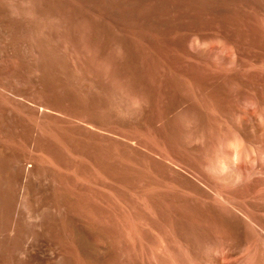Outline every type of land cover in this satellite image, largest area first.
<instances>
[{
  "label": "rangeland",
  "instance_id": "1",
  "mask_svg": "<svg viewBox=\"0 0 264 264\" xmlns=\"http://www.w3.org/2000/svg\"><path fill=\"white\" fill-rule=\"evenodd\" d=\"M35 1L1 0L42 24L43 46L0 36L17 62L0 86L29 135L8 146L18 166L58 195L63 256L87 264L77 226L92 264H264V47L250 46H264V21L186 29L156 0H64L102 24L87 34Z\"/></svg>",
  "mask_w": 264,
  "mask_h": 264
},
{
  "label": "bare ground",
  "instance_id": "2",
  "mask_svg": "<svg viewBox=\"0 0 264 264\" xmlns=\"http://www.w3.org/2000/svg\"><path fill=\"white\" fill-rule=\"evenodd\" d=\"M92 2L105 5L109 0ZM32 10L36 15H55L72 23L75 16L80 17L83 30L87 34L98 30L102 25L89 22L86 14L74 1L36 0ZM153 13L170 15L174 22L188 20L182 26L186 29L195 27L204 30L214 23L219 26L218 29H223L226 25L235 26L240 20L239 17L244 14L264 21V0H156ZM41 26L40 22L29 24L11 18L7 7L0 0V36L14 35L13 41H16L18 37L37 34L36 44L41 49ZM179 29L180 25L173 27L175 31ZM250 46L257 49L264 47L258 43ZM16 65L13 58L2 60L0 53V72L6 77L5 85L9 84L7 77ZM37 69H41V63H38ZM37 69L32 70L31 77L38 75ZM10 83L16 86L18 80L12 79ZM0 89V137L4 139L7 147L24 136L28 142L24 117L13 111V103L11 107L5 105L3 91H10L2 86ZM8 150V159L0 155V264H73L61 252L64 235L59 222L61 210L58 195L54 193L49 195V201L45 200L44 192L50 185H46L44 176H34L32 171L18 166L17 152L14 148L8 147ZM71 230L73 243L82 261L87 264L94 263L89 241L90 230L77 226H72Z\"/></svg>",
  "mask_w": 264,
  "mask_h": 264
}]
</instances>
